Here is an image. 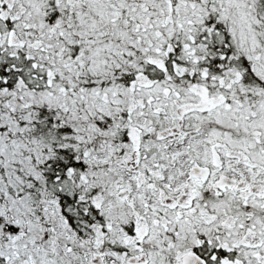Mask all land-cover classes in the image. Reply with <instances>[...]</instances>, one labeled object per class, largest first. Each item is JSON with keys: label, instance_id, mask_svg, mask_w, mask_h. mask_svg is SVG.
<instances>
[{"label": "snow or ice", "instance_id": "obj_1", "mask_svg": "<svg viewBox=\"0 0 264 264\" xmlns=\"http://www.w3.org/2000/svg\"><path fill=\"white\" fill-rule=\"evenodd\" d=\"M0 264H264V0H0Z\"/></svg>", "mask_w": 264, "mask_h": 264}]
</instances>
